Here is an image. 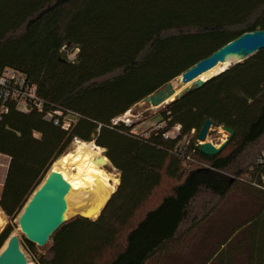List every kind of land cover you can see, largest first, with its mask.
<instances>
[{
  "label": "trees",
  "instance_id": "16d2710c",
  "mask_svg": "<svg viewBox=\"0 0 264 264\" xmlns=\"http://www.w3.org/2000/svg\"><path fill=\"white\" fill-rule=\"evenodd\" d=\"M259 30L264 0H0V70L24 75L43 103L42 111L21 112L13 101L0 110L8 159L0 209L9 219L0 250L48 170L79 140L105 150L120 184L97 220L70 219L44 255L25 239L38 264H157L189 237L210 242L203 264H264V49L166 105L161 129L114 124ZM57 110L68 130L46 119ZM208 120L234 131L214 156L198 143ZM176 125L179 135L166 139ZM166 181L175 185L159 200ZM243 210L221 236L204 233Z\"/></svg>",
  "mask_w": 264,
  "mask_h": 264
},
{
  "label": "water",
  "instance_id": "95a60500",
  "mask_svg": "<svg viewBox=\"0 0 264 264\" xmlns=\"http://www.w3.org/2000/svg\"><path fill=\"white\" fill-rule=\"evenodd\" d=\"M263 49L264 30L245 33L214 52L208 58L198 62L196 65L185 71L181 76L167 84L163 89L150 95L143 102L149 107V109L160 108L172 103L175 100L180 99L191 89V87H202L207 81L192 82L202 73L210 70L220 62H224L228 57L236 58V61L234 62L235 65L242 63ZM225 71H223V73ZM174 83H176L177 86H175ZM182 88L184 89L177 94L178 90H181ZM212 127V121H206L198 135L200 151L206 156L219 154L234 135V131L222 127L221 129L227 132L230 137L223 144L215 146L207 141ZM103 152L105 155V150ZM100 162L103 167L108 165L112 166L109 160V163L103 160H100ZM70 188L69 183L64 179L62 174L57 172H51L48 174L44 182L29 199L18 220L20 230L27 241L43 248L48 244L54 233L70 219L79 216L90 220H97L113 194L116 192L115 191L108 199L100 215L96 219H91L82 215L67 217L66 213L68 204L66 197ZM0 264H30L21 249L20 238L17 235L11 236L8 239L6 249L0 254Z\"/></svg>",
  "mask_w": 264,
  "mask_h": 264
},
{
  "label": "bare ground",
  "instance_id": "6f19581e",
  "mask_svg": "<svg viewBox=\"0 0 264 264\" xmlns=\"http://www.w3.org/2000/svg\"><path fill=\"white\" fill-rule=\"evenodd\" d=\"M235 61V57H228L224 62L218 63L210 70L199 75L192 83L196 81L206 82L218 76ZM174 85L177 86L176 83ZM184 88L178 90L177 94ZM103 151L104 149L98 147L94 142L77 141L72 151L60 157L52 165L49 173L62 174L71 187L66 197L68 204L67 217L82 215L96 219L108 199L116 191L120 181L107 172L100 162V160L108 162ZM4 226V213L0 211V233ZM7 243L0 250V254L6 249Z\"/></svg>",
  "mask_w": 264,
  "mask_h": 264
},
{
  "label": "rangeland",
  "instance_id": "374dc122",
  "mask_svg": "<svg viewBox=\"0 0 264 264\" xmlns=\"http://www.w3.org/2000/svg\"><path fill=\"white\" fill-rule=\"evenodd\" d=\"M233 65L234 63L231 64V67ZM165 107L166 105L160 108H156V109H149V107L146 104H144V102H141L137 106H135L130 112L125 114L122 117V119L127 125L135 124L134 131H137L140 134H147L151 130L152 126L161 120V114L164 111ZM228 138H229V134L223 131L221 128H218V129L211 128L207 141L212 143L215 146H219L223 144ZM76 142L77 141L75 140L69 152L74 149ZM7 166H8V159L0 155V194L2 192L3 182H4V177H5ZM104 169L107 172L111 173L114 177H117L120 181V173L114 167H112L111 165H108L104 167ZM50 171H51V168L48 170L46 177L48 176ZM174 185H175L174 182L166 181L158 191V194H157L158 199L160 200L162 196H165L171 193ZM239 203L240 201H237V199H233V204L236 205ZM225 209L222 208V210H225ZM0 211L2 210L0 209ZM237 212L230 215L229 220L227 219V221L224 222V225L219 223V226H216L217 225V222H216L215 224H213V229L215 230H212V229L208 230L206 227V229L204 230V233H214L215 234V235L213 234L214 238L221 236V233H219V231L221 230L222 226L224 227V230H228L231 225H235L237 221H241L242 218H244L241 216L244 210L238 213ZM21 213L13 222L14 231L11 236L17 235L20 238L21 249L26 255L28 262L30 264H38L37 261L34 259L33 255L24 246L25 237L22 234L19 224H18V220H19ZM4 218H5V226H4V229H5V227L9 223V219L5 215H4ZM217 218L220 219V215ZM7 242L8 240L5 242V244ZM51 245H52V241L50 240L48 244L43 248L36 246L37 252L40 255H44L46 251L51 247ZM209 248H210V242H200V237H193V238L189 237L187 238V241L180 249H178L174 254L170 255L166 259L163 258L157 264H203L207 259V253L210 250Z\"/></svg>",
  "mask_w": 264,
  "mask_h": 264
},
{
  "label": "built area",
  "instance_id": "2783aa9c",
  "mask_svg": "<svg viewBox=\"0 0 264 264\" xmlns=\"http://www.w3.org/2000/svg\"><path fill=\"white\" fill-rule=\"evenodd\" d=\"M0 99L2 101V105L0 107L1 113L8 112L6 103L9 101L15 102L18 110L24 113H28L33 108H37L40 111L43 110V103L37 95L36 88L27 83L24 75L17 73L12 69L0 70ZM64 117V112L57 110L47 114L46 119L53 121L56 126H61L62 129L68 130L71 126V122L68 118L65 119ZM118 122H124L122 117L114 120V124H117ZM163 126L164 123L159 121L153 125L152 128L159 130ZM180 131L181 126L176 125L170 133L165 135V138H176ZM198 143L200 145L199 141ZM258 162L262 163L263 161L262 159H259Z\"/></svg>",
  "mask_w": 264,
  "mask_h": 264
}]
</instances>
